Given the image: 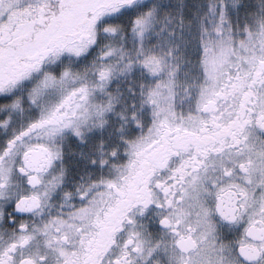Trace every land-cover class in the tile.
I'll return each mask as SVG.
<instances>
[{
    "label": "snow or ice",
    "instance_id": "obj_1",
    "mask_svg": "<svg viewBox=\"0 0 264 264\" xmlns=\"http://www.w3.org/2000/svg\"><path fill=\"white\" fill-rule=\"evenodd\" d=\"M0 264H264V0H0Z\"/></svg>",
    "mask_w": 264,
    "mask_h": 264
}]
</instances>
